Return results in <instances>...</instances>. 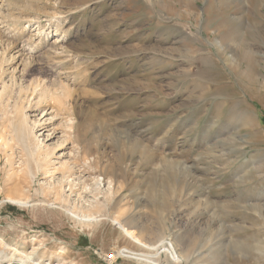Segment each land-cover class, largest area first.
I'll list each match as a JSON object with an SVG mask.
<instances>
[{"label":"rangeland","instance_id":"374dc122","mask_svg":"<svg viewBox=\"0 0 264 264\" xmlns=\"http://www.w3.org/2000/svg\"><path fill=\"white\" fill-rule=\"evenodd\" d=\"M0 1V264H264V0Z\"/></svg>","mask_w":264,"mask_h":264},{"label":"bare ground","instance_id":"6f19581e","mask_svg":"<svg viewBox=\"0 0 264 264\" xmlns=\"http://www.w3.org/2000/svg\"><path fill=\"white\" fill-rule=\"evenodd\" d=\"M0 3H1V1H0ZM30 21V20H29ZM39 25V24H38ZM40 26V25H39ZM37 28V27H36ZM15 29V28H14ZM10 30V29H9ZM5 32H7V31H5ZM5 34V33H4ZM47 34V33H46ZM54 34H56L55 32H54ZM40 35V34H39ZM38 35V36H39ZM10 36V35H9ZM47 36H48V34H47ZM62 36V35H61ZM45 37V36H44ZM46 38V37H45ZM32 39V38H31ZM24 41H26V40H24ZM11 43V42H10ZM55 43V42H54ZM23 44V43H22ZM26 44V43H25ZM56 44V43H55ZM28 45V44H27ZM59 45H60V43H59ZM6 46V45H5ZM8 47H9V45H7ZM19 47V46H18ZM25 47V46H24ZM27 47V46H26ZM25 47V48H26ZM30 47V46H29ZM28 47V48H29ZM61 47V46H60ZM6 48V47H5ZM13 48V47H12ZM21 48H23V47H21ZM53 48V47H52ZM56 48H57V46H56ZM55 48V49H56ZM18 49V48H17ZM27 49V48H26ZM58 49V48H57ZM60 49V48H59ZM3 50H6V49H2V51ZM28 50H32V49H28ZM22 51H24V50H22ZM57 51V50H56ZM15 52V54L17 53L18 54V51L16 50V51H14ZM57 52H61V50H58ZM21 53V52H20ZM62 53V52H61ZM14 54V53H13ZM23 54H24V52H23ZM30 54V53H29ZM55 54V53H54ZM58 54V53H57ZM8 55H10V54H8ZM62 55V54H61ZM12 56V54L10 55V57ZM3 58H5V57H3ZM3 86V85H2ZM1 91H2V89H0ZM42 90V89H41ZM62 91V93H63V90H62V88H61V90H60V92ZM2 93H3V91H2ZM62 93L60 94L59 93V96L60 95H62ZM56 95H57V93H56ZM58 96V95H57ZM56 96V97H57ZM20 112V111H19ZM21 112H22V110H21ZM21 114V113H20ZM22 115H24V116H21V115H19V117H26V115L24 114V113H22ZM55 116V115H54ZM23 119H27L28 120V118H23ZM47 119V118H46ZM50 119L52 120V116H51V118H48L47 120H45V121H48L49 123H50ZM20 120H22V118L20 119ZM19 120V121H20ZM25 120H22V124L25 122ZM41 120V119H40ZM24 121V122H23ZM42 121V122H41ZM40 121V123H35V122H37V120L36 119H34V123L36 124V125H39L38 127H39V129L38 130H36L35 132H33V131H31L32 132V136H31V138L33 137V141L32 142H29L28 141V134H26V132L25 131H23L22 130V125H19V127H21V128H17L18 129V132H19V135L22 133V136L20 135V138H21V140H23V143H24V145H25V147L23 148L24 150H26L28 153L26 154L27 156H29V155H32L33 156V158L35 157V159H38V160H40V159H42V157H41V155H42V152H43V150L44 149H46L47 148V144L46 143H43V142H41V141H43V139H39V136L40 135H42L43 134V131L42 132H40L41 131V129H43V128H45V126H48V125H51V124H53V123H50V124H47V125H41L42 123H44V121L43 120H41ZM39 122V121H38ZM21 123V122H20ZM25 123H27V122H25ZM24 123V124H25ZM27 124H29L30 125V123H27ZM45 124V123H44ZM33 125V124H32ZM23 126H25V125H23ZM31 126V125H30ZM41 126V127H40ZM37 128V127H36ZM52 132L51 133H54V131H55V126H53L52 128ZM27 131V130H26ZM38 132V133H37ZM27 133H29V132H27ZM49 136V134H47L46 135V137H48ZM51 137V136H50ZM50 137H49V140H50ZM27 138V139H26ZM45 138V137H44ZM45 151V150H44ZM25 152V151H24ZM26 153V152H25ZM30 157V156H29ZM28 157V158H29ZM59 157V156H58ZM31 158V157H30ZM43 158H46V156L45 157H43ZM60 158V157H59ZM36 161V160H35ZM42 161V160H41ZM43 161H44V159H43ZM43 161H42V163H43ZM48 161H50V160H48ZM47 161V162H48ZM38 162H40V161H38ZM46 162V163H47ZM54 162V161H53ZM36 163V162H35ZM66 163V162H65ZM44 164V163H43ZM49 164H52V163H49ZM48 164V165H49ZM54 164V163H53ZM64 164V163H63ZM62 165V164H61ZM54 166V165H53ZM63 166V165H62ZM55 168V167H54ZM49 169H52L51 167L50 168H48V170H47V172H49V174H50V172H51V170H49ZM52 171H54V169H52ZM48 174V173H47ZM51 174H53V173H51ZM44 176V175H43ZM43 178H45V177H43ZM68 181H71V180H68ZM42 183V182H41ZM108 184L110 185L111 184V180H109L108 181ZM50 185V184H49ZM52 185V184H51ZM244 195H247V196H250V195H252V191H249L248 193H245ZM251 197V196H250ZM256 197V196H255ZM7 201L9 202V203H12V204H15V205H25V204H27V202L26 201H24V200H22V199H19V198H8L7 199ZM243 218L245 219V221H247V222H249V220H251V219H253V218H251L250 216H248L246 213L244 214V216H243ZM254 220V219H253ZM114 223H115V225L116 226H119L130 238H132L134 241H135V239L133 238V236L130 234V231H128L126 228H125V226L121 223V221H119L117 218H114ZM244 229V228H243ZM254 230V229H253ZM238 242V241H237ZM239 246H240V244H239ZM242 247L244 248V250L246 251V252H248L249 254H253V251H252V249L254 248L252 245H242ZM13 249V248H12ZM15 251H16V249H15ZM18 252H21V251H18ZM29 252V251H28ZM14 254V253H13ZM20 254V253H19ZM21 255V254H20ZM22 255H23V253H22ZM132 255V254H131ZM25 257H26V255H25ZM177 257V256H176ZM12 258V257H11ZM20 257H18V259H19ZM138 258H141V257H139L138 256ZM30 259V258H29ZM9 260V259H8ZM20 260V259H19ZM19 260H17V261H19ZM20 262V261H19ZM22 263V262H21Z\"/></svg>","mask_w":264,"mask_h":264},{"label":"built area","instance_id":"2783aa9c","mask_svg":"<svg viewBox=\"0 0 264 264\" xmlns=\"http://www.w3.org/2000/svg\"><path fill=\"white\" fill-rule=\"evenodd\" d=\"M103 259L105 262L114 263L116 262L117 256L114 255V252L104 254Z\"/></svg>","mask_w":264,"mask_h":264}]
</instances>
